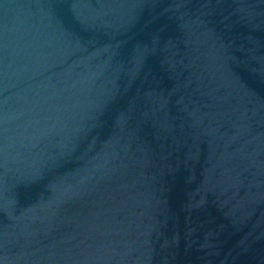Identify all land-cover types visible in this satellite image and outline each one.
<instances>
[{
  "label": "water",
  "instance_id": "water-1",
  "mask_svg": "<svg viewBox=\"0 0 264 264\" xmlns=\"http://www.w3.org/2000/svg\"><path fill=\"white\" fill-rule=\"evenodd\" d=\"M0 264H264V0H0Z\"/></svg>",
  "mask_w": 264,
  "mask_h": 264
}]
</instances>
